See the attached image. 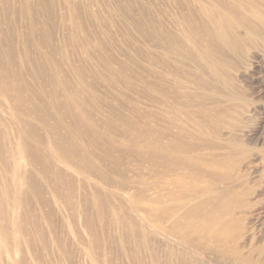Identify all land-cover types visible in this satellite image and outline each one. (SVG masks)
<instances>
[{
  "label": "rangeland",
  "instance_id": "obj_1",
  "mask_svg": "<svg viewBox=\"0 0 264 264\" xmlns=\"http://www.w3.org/2000/svg\"><path fill=\"white\" fill-rule=\"evenodd\" d=\"M244 5L0 0V70L19 88L27 112L17 108V118L0 95V264H264V41L238 53L208 40L209 14H249ZM207 47L225 65L228 81L200 59ZM169 101L210 119L216 133L193 129L192 119ZM126 123L164 131L165 142L183 125L200 138L195 148L202 155L219 153L234 164L210 175L231 194L239 190L237 240L250 263L184 242L166 231L170 220L157 222L138 210L145 197L163 204L167 194L156 191L166 176L156 174L158 162L116 147ZM15 142L48 159L47 170L43 160L32 165L12 156ZM51 145L71 150L79 172L59 163ZM87 165L94 166L91 174ZM56 167L61 182L48 176Z\"/></svg>",
  "mask_w": 264,
  "mask_h": 264
},
{
  "label": "bare ground",
  "instance_id": "obj_2",
  "mask_svg": "<svg viewBox=\"0 0 264 264\" xmlns=\"http://www.w3.org/2000/svg\"><path fill=\"white\" fill-rule=\"evenodd\" d=\"M246 1L247 5L244 6L246 12L249 14L243 15L236 10V13L231 15L226 12L208 15V18L211 19L213 24L212 30L208 32V40H215L218 44L228 46L229 49L238 53L257 49V47L262 44L264 41V4L262 2H264V0ZM237 29H241L242 33H237ZM196 34L203 35L204 33L198 31ZM212 43L213 42H211L210 45H212ZM207 45H209V41ZM207 49L208 47L203 50L200 59H202L206 68L211 70L213 75L215 74L214 76L216 78L218 77L221 80L228 81L230 77L225 69L226 67L224 68L225 65H220L216 59L213 58L214 56L210 53L211 51L209 52ZM196 84L205 86L204 82L197 81ZM0 90H2V92L0 91V95H3L8 102V109L17 118L20 117L17 108H21L27 113L19 88L13 84L7 83L3 70H0ZM158 90L161 91L160 94L163 92V94L169 97L166 91H162L160 88ZM12 92H14V96ZM10 94L12 98L11 104L7 97ZM141 94L142 93H140V95ZM169 102L167 106L181 109L187 117L192 119L193 129L202 132L205 131L207 134L216 133V130L211 127L210 119L194 114L183 106L178 107L177 103L173 104L172 101ZM219 115H216V117L219 118ZM218 118H216V121ZM229 121L230 122L227 123H229L231 127H234L236 115L230 116ZM92 124L93 127H89L96 129V125L94 123ZM123 125L126 127H122L125 129V133L122 135V140H119L116 144V147H123L130 154L139 155L144 160L158 162L162 166V169L156 174L166 176L164 185L156 191L157 195H159V192L161 194H167V197L162 200L163 204H160L156 198L152 199L145 197L143 198L145 204H141L138 210L143 214L152 216L154 218L153 220L157 222L170 220L171 222L166 227V231L172 232L178 239L184 242H196L195 244L202 246L204 249L213 247L224 254H231L240 262L250 263L251 260L248 257L242 254L240 255L239 248L245 244L241 245L237 240L242 228V223L240 219L236 217L235 213L239 190L236 189V194H231L226 187L216 186L210 175L217 173V170L220 169L219 167L229 170L233 168L234 164L231 163L228 158L219 155V153L210 157L202 155V153L195 148L200 138L188 136V131H191V129L183 125L177 128V137L169 139L166 142L164 141V139H166L164 138V131L159 129L138 127V125L130 123ZM24 128L25 133L32 134V128ZM22 148L23 151L19 149V144L17 142L10 145L12 156L18 154L19 157H24L26 161L32 165L43 160L45 162V165H43V167H45L44 170H47L46 166H48V159L42 157L38 151L35 152L33 156L28 155L24 143H22ZM50 148L53 152L52 156L59 163L79 172V169H81L80 164H78L80 160L77 161L75 159L71 150H65L58 145L57 147L51 145ZM13 161L15 163V170L16 166L19 164V160L13 157ZM200 164L206 166L204 170L198 168ZM93 169L94 166L87 165L86 170L88 174H91ZM181 169H185L186 172L181 173ZM48 176L53 180L58 178L57 180L59 181L63 177V174L56 167V170L48 171ZM203 177L208 179L204 180L202 183L198 182V180ZM174 194L182 200L179 199L176 204H170L169 200L171 198L176 201ZM141 195L144 197L145 194L143 193ZM245 240H247L246 236L243 237V243L246 242Z\"/></svg>",
  "mask_w": 264,
  "mask_h": 264
}]
</instances>
